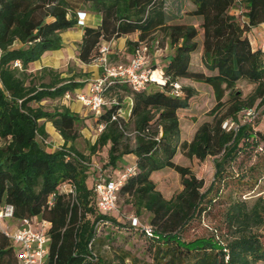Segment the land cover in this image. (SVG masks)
Wrapping results in <instances>:
<instances>
[{
    "label": "trees",
    "instance_id": "trees-1",
    "mask_svg": "<svg viewBox=\"0 0 264 264\" xmlns=\"http://www.w3.org/2000/svg\"><path fill=\"white\" fill-rule=\"evenodd\" d=\"M188 3L193 8L187 13L168 19L164 0H0V207H12V222L35 217L49 225L48 264H125L129 254L123 249H112L110 257L99 255L108 237L101 235L105 225L94 228L97 222L118 223L114 213L119 196L126 198L136 216L148 217L153 233L148 239L149 264H264L258 232L264 230V195L251 201L241 199L244 193L227 197L219 229L222 239L213 233L190 240L181 237L187 223L215 202L206 196L215 182L222 183L224 166L246 147L264 149V124L253 131V122L239 119L242 111H254L256 101L264 118V53L251 50L246 38L252 27L264 23V0ZM81 8L97 16L96 27L83 21L77 24V14H85ZM233 8L238 9L237 15L229 13ZM75 27L82 30L76 58L85 65L100 42L133 33L136 40L126 41L128 54L138 44H146L155 31L171 49L161 69L163 85L148 84L135 92L112 84L104 92L109 104L91 114L95 126L103 125L88 146L89 154L107 146L103 177L109 180L119 168L133 167L117 191L116 211L108 215L97 212L93 180L90 187L85 184L88 159L74 147L83 119L61 103L66 92L81 88L83 82L75 74L63 77L50 68L31 70L45 52L61 48V33ZM242 81L255 85L245 99L232 91ZM173 84L179 86L178 96L172 93ZM205 92L213 106L202 118L188 113L196 103L202 110ZM45 100L59 106L45 110L40 106ZM181 117L189 124L181 123ZM225 120L236 129L222 130ZM44 122L61 139L51 152L37 141V137L46 139ZM127 155L133 157L132 163L120 166ZM208 157L213 178L201 192L202 181L190 171V161ZM184 158L189 166L176 163ZM163 169L168 170L160 172ZM166 174H172L180 186L168 199L155 184ZM64 184L75 187V197L59 192ZM0 264H17V250L1 233Z\"/></svg>",
    "mask_w": 264,
    "mask_h": 264
},
{
    "label": "rangeland",
    "instance_id": "rangeland-1",
    "mask_svg": "<svg viewBox=\"0 0 264 264\" xmlns=\"http://www.w3.org/2000/svg\"><path fill=\"white\" fill-rule=\"evenodd\" d=\"M190 6L193 8V4L190 3ZM190 6L188 0H164L165 15L168 19L184 15L187 13L186 11L190 9ZM83 10L86 9H79V11ZM80 13L81 12H79V14ZM185 19L187 20L188 18L185 17ZM258 26L259 25L252 27L250 31H256ZM260 26L263 27V25ZM152 40L155 42L153 46L151 44L150 48L149 43ZM126 41L128 40L124 41L125 49ZM146 45L148 47V56L150 59L154 49L159 50L157 52L156 58L159 61L160 69H162L163 64L165 63L164 61L166 55L171 52L165 37L160 32L155 31L147 38ZM125 58L126 56L124 55L120 62L123 63ZM116 60L117 59L115 57H111L109 62L111 64L116 62ZM125 63L126 62L123 64ZM71 71H75L74 66L67 65L63 67V73H65V75H69ZM254 87V84L242 81L236 84L232 91L238 93L240 99H245L252 92ZM114 94L115 93L112 95ZM203 95L204 107L202 110L199 111L197 109V106L195 105L198 103H196L192 106L191 111L188 112L190 114L193 113V115L198 118H202L206 111H208L213 106L210 94L205 92ZM226 100L227 97L224 95L222 98L224 104H226ZM45 101L46 102H41L40 104V106L45 110H51L52 108L59 106L58 102H48V100ZM256 103L257 101L253 106V117L250 119L251 123L253 122V131L260 129L264 124V118L260 115V110L262 107H255ZM32 106L34 107L35 105ZM91 114L92 113L88 109L81 108L80 115L84 116L82 117L83 123L82 128L80 129V137L74 143L75 150L88 159L87 178L85 181L87 187L91 186L92 179L94 180L98 173L102 177L106 173L104 172L103 165L106 162L107 146L97 149L93 153L89 154L88 146L95 141L98 134L94 120L89 116ZM182 117L181 123L184 122L189 124V121L187 119H183ZM241 117L239 118L240 121H245L246 118H243V116ZM130 130L131 129L128 128L126 135L130 134ZM128 139L129 144L132 145L131 135H128ZM39 143L40 145H43L40 140ZM259 147H261V145H259ZM259 147L254 148L249 146L244 148L237 155L234 161L230 162L229 165L224 166L222 174L224 179L221 181L222 183H219L218 185V182H215L211 191L206 196V199H213L215 202H213L211 206L208 205L209 207L207 208L206 212L199 218H194L189 223H187L181 232V237L184 240H190L194 237L209 235L211 233L216 235L218 239H222L219 235V229H222L220 222L221 213L223 211V206L227 200V197H239L244 193L241 196V199L250 198L249 201H251L258 195H264V175L261 177L259 176L262 172H264V149H260ZM211 160L212 158L208 157L202 162H197L195 160L190 161V171L197 179H201L202 181L203 186L200 190L201 192H204L212 182V175L214 171ZM176 163L184 167L189 166V162L185 158L181 161L176 160ZM123 169L124 168H119L120 171ZM167 170L168 169H163L160 172H165ZM152 177L153 176H151L150 179H152ZM155 184L161 193H163L162 195L165 194L166 199L170 198L180 189L178 180L172 174L159 176L157 179H155ZM215 190H217V193H215ZM216 196H218L217 199ZM114 214L116 215L118 223L116 222V225L107 224L106 226L102 227L101 235L102 237H108V240H106L105 245L99 249V255L110 257L112 255V249H123L129 254V258L124 261L125 264H149L151 261L149 249L150 241L144 238L138 232L127 228L126 224L129 217L137 218L140 224H147V215L142 213L139 216H136L133 213L130 204L127 203L126 198L120 196L117 198V211ZM4 222H7V220L0 222L1 227L4 226ZM258 232L260 233V242L262 245H264V230H259Z\"/></svg>",
    "mask_w": 264,
    "mask_h": 264
},
{
    "label": "built area",
    "instance_id": "built-area-1",
    "mask_svg": "<svg viewBox=\"0 0 264 264\" xmlns=\"http://www.w3.org/2000/svg\"><path fill=\"white\" fill-rule=\"evenodd\" d=\"M239 22L244 23V18L239 16ZM83 14L78 13L77 24L81 25ZM250 45V44H249ZM251 50H258L264 53V42ZM158 49H154L151 59L148 56V47L145 43L138 44L132 51L131 56L125 64L111 65L108 60L110 53L109 42L99 44L92 56L99 74L96 78L88 80L85 84L84 91L66 92L64 99L75 101L83 108L88 109L93 115H96L102 107L109 104L104 97V92L112 84H121L127 86L131 91H142L148 84L163 85L165 79L162 76L159 67V61L156 58ZM179 86L172 85V93L179 95ZM241 116L246 118L244 122H250L253 117V110H244ZM117 116H112L111 120H116ZM221 129L224 131L236 129V126L225 120L221 123ZM103 129V125L96 126L99 133ZM129 136L131 134H128ZM126 135V136H128ZM43 144L45 140L38 139ZM133 167L126 166L123 170H116L109 180L102 177L99 173L93 180L92 191L95 198V208L100 215H108L116 211V194L119 187L125 179L132 174ZM59 192L65 193L70 197H75V187L71 184H64L60 187ZM53 201L52 195L49 196L46 205L51 206ZM12 207H0V222H4V226H0V233L8 239L17 250V264H48L47 244L48 236L46 234L49 225L35 217L23 218L17 222H12ZM129 229L138 232L146 239L153 238L152 229L148 224H140L137 218L129 217L127 219ZM107 225L106 222H97L94 226L96 231L100 226ZM89 248V246H88Z\"/></svg>",
    "mask_w": 264,
    "mask_h": 264
},
{
    "label": "crops",
    "instance_id": "crops-1",
    "mask_svg": "<svg viewBox=\"0 0 264 264\" xmlns=\"http://www.w3.org/2000/svg\"><path fill=\"white\" fill-rule=\"evenodd\" d=\"M85 14H83V22L84 25L87 27H96L99 19L97 16H95L92 13H89L87 10H83ZM230 14L237 15L238 9L233 8L229 12ZM240 18V17H239ZM260 25H263L260 26ZM82 35V30L80 27H75L73 29L67 30L60 34L61 37V48L56 51L46 52L44 53L36 62H34L31 66L32 71H38L41 68H50L57 72H61L62 76L70 77L73 74L76 75L75 79H80L79 81L83 82V85L81 88L76 89L75 92H82L85 89V83L88 80L94 79L98 76L99 70L97 66L92 63L90 60L89 64H81L78 62L76 58V45L79 43ZM137 37V33H133L130 35L122 36L120 38L111 40L109 42V48L110 53L108 55V60H110L111 57H115L117 60L114 63H111V65H118L123 64L126 62L131 54H128L124 47V41H135ZM246 38L248 40V43L251 47H256L264 42V23L259 24V26L256 28V31H248L246 33ZM107 42H100L99 44H103ZM171 53V52H170ZM168 53V55H170ZM126 56L125 61L121 63V59L123 56ZM165 57V58H166ZM118 61V62H117ZM110 63V62H109ZM71 65L74 66L75 71H71L69 75L63 74V67ZM75 72V73H74ZM85 74L83 77L79 75ZM127 102V100L124 98L123 103ZM62 104H64L70 112L77 114L80 118L84 117L83 115H80V110L83 108L79 103L75 101H62ZM91 117V115H89ZM92 118V117H91ZM96 127V126H95ZM43 130L46 134V145L45 148L48 149L50 152L58 149V147L61 144V139L58 136V134L55 132V130L52 128L50 123L44 122L43 123ZM133 161V157L130 155L124 156L122 158V162L120 163V166L124 167L126 165L131 164ZM93 180V179H92Z\"/></svg>",
    "mask_w": 264,
    "mask_h": 264
}]
</instances>
